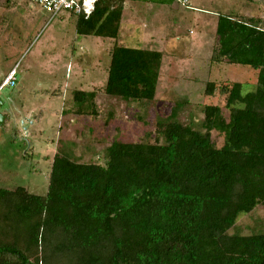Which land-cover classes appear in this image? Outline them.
<instances>
[{
    "label": "trees",
    "instance_id": "1",
    "mask_svg": "<svg viewBox=\"0 0 264 264\" xmlns=\"http://www.w3.org/2000/svg\"><path fill=\"white\" fill-rule=\"evenodd\" d=\"M125 1L95 0L87 15L71 12L75 33L117 38ZM214 38L211 61L251 68L254 89L209 80L202 94L222 95L225 112L203 104L191 125L176 118L178 103L157 118L153 141L113 140L94 162L54 154L44 195L0 187V264H264V233H227L239 214L264 206L263 19L219 13ZM162 57L113 46L103 91L151 102ZM95 97L96 90H73L72 111L97 114Z\"/></svg>",
    "mask_w": 264,
    "mask_h": 264
},
{
    "label": "rangeland",
    "instance_id": "2",
    "mask_svg": "<svg viewBox=\"0 0 264 264\" xmlns=\"http://www.w3.org/2000/svg\"><path fill=\"white\" fill-rule=\"evenodd\" d=\"M228 12L260 16L264 27V0H127L117 38L82 36L69 10L51 16L26 0H0V83L12 68L16 72L15 84L0 89V187L44 195L54 154L94 162L113 140L153 141L157 118L178 103L176 118L191 125L201 121L203 104L225 112L222 95L202 94L207 81H241L243 92L255 87L251 68L211 61L216 16ZM115 45L162 51L154 100L126 103L105 94ZM76 89L96 90L97 114L72 111ZM211 137L222 145L218 132ZM227 233H264V206L239 214Z\"/></svg>",
    "mask_w": 264,
    "mask_h": 264
},
{
    "label": "built area",
    "instance_id": "3",
    "mask_svg": "<svg viewBox=\"0 0 264 264\" xmlns=\"http://www.w3.org/2000/svg\"><path fill=\"white\" fill-rule=\"evenodd\" d=\"M30 3H35L41 6L51 16L56 15L61 10H69L74 13L83 12L86 15L93 8L95 0H26ZM16 72L12 68L0 83V89L3 86L14 85L16 81Z\"/></svg>",
    "mask_w": 264,
    "mask_h": 264
},
{
    "label": "water",
    "instance_id": "4",
    "mask_svg": "<svg viewBox=\"0 0 264 264\" xmlns=\"http://www.w3.org/2000/svg\"><path fill=\"white\" fill-rule=\"evenodd\" d=\"M2 105V102L0 101V106ZM5 116L0 113V124H2L4 122Z\"/></svg>",
    "mask_w": 264,
    "mask_h": 264
},
{
    "label": "crops",
    "instance_id": "5",
    "mask_svg": "<svg viewBox=\"0 0 264 264\" xmlns=\"http://www.w3.org/2000/svg\"><path fill=\"white\" fill-rule=\"evenodd\" d=\"M185 1V0H184ZM126 2V1H125ZM26 156V153L23 154V157Z\"/></svg>",
    "mask_w": 264,
    "mask_h": 264
}]
</instances>
